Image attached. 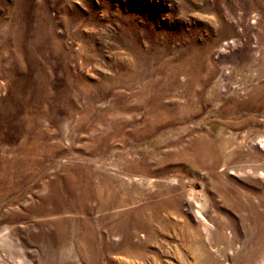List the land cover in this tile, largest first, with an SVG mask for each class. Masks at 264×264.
Listing matches in <instances>:
<instances>
[{
    "label": "rangeland",
    "instance_id": "rangeland-1",
    "mask_svg": "<svg viewBox=\"0 0 264 264\" xmlns=\"http://www.w3.org/2000/svg\"><path fill=\"white\" fill-rule=\"evenodd\" d=\"M0 238L264 264V0H0Z\"/></svg>",
    "mask_w": 264,
    "mask_h": 264
},
{
    "label": "bare ground",
    "instance_id": "bare-ground-1",
    "mask_svg": "<svg viewBox=\"0 0 264 264\" xmlns=\"http://www.w3.org/2000/svg\"><path fill=\"white\" fill-rule=\"evenodd\" d=\"M4 237L6 238V236H3L2 238H4ZM2 238H0V239H2Z\"/></svg>",
    "mask_w": 264,
    "mask_h": 264
}]
</instances>
